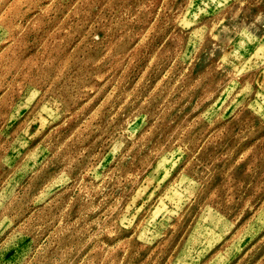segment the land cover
<instances>
[{"label":"clouds","instance_id":"obj_1","mask_svg":"<svg viewBox=\"0 0 264 264\" xmlns=\"http://www.w3.org/2000/svg\"><path fill=\"white\" fill-rule=\"evenodd\" d=\"M14 2L0 0V89L11 90L14 96L18 93L19 99L6 104L0 96V107L9 108L8 120L18 119L20 112L28 109L26 121L29 126L22 132H14L5 144H0V168H8L0 175V264H126V261L130 264L127 252L121 255V246L126 243L125 239L118 238L122 231L131 229L129 239L139 241L141 248L155 245L157 241H165L170 231L175 233L194 205L197 206L194 216L212 209L211 220L207 224L201 220L198 225L203 235L200 242L205 248L212 247L228 233L235 225L236 215L248 208L254 210L248 221L253 225L252 233L264 230V214L256 212L257 209L264 210V152L257 148L264 142V52H261L264 50V0H199V4L197 0H183L179 5L177 0H136L135 6L129 0H92V5L100 12L97 17L101 20L99 30L104 32L103 39L97 34L92 36L94 46L103 48L101 55L78 59L80 68L77 72L63 77L60 75L63 62H60L53 64V71L46 77H31L25 81L12 76L5 82L9 70L19 59L18 40L25 25L41 17L52 0L48 3L41 0L30 19L12 24L5 21L4 13ZM153 10H158L162 26L153 22L152 17L157 14ZM209 10H214L212 18L201 22L202 16L210 14ZM142 14L149 18L147 22ZM140 23L144 27L134 31L133 25ZM149 31L162 34L159 45L147 57L149 65L157 61L156 68L160 73L157 85L163 84V77L171 71L170 66L179 63L180 68L172 74L167 88H174L188 79L193 88L202 85L206 95L226 97L208 121V132L198 140L189 138L184 135L189 123L181 121L167 133H159L161 139L149 148L147 143L137 141L132 130L133 117L121 124H113L118 112L113 104L107 123L95 125L94 130L100 132L97 139L104 143L106 155L103 158L111 156L116 168L101 172V165L92 163L95 156H90L79 175L73 177L80 158L89 148L81 145L75 151L72 148L65 151L72 139L69 137L56 144L48 158H59L61 167L55 174L37 192L22 186L15 179L17 174L21 170L30 173L31 182L48 159L41 165L29 161L32 152L39 151L38 145L11 167L8 153L27 148L28 140L35 139L57 121L67 123L72 115L67 107L69 103L87 97L94 89L99 91L95 83L89 82V77L92 81L105 82L106 86L110 82L106 77L125 64ZM113 33L116 35L109 39ZM126 39L133 41V46L116 53L117 44ZM162 51L169 67L157 60ZM258 52L261 53L259 56ZM106 60L111 63L107 70H102L100 66ZM202 61L205 64L202 71L190 76L189 69ZM16 70L18 72L19 67ZM129 95L125 91L121 98ZM227 109H231V117L215 126ZM142 115L147 121L152 114ZM33 124L39 127L30 134ZM218 132L223 133V142L202 155L204 145ZM52 147L49 141L44 151ZM146 149L148 154L140 161L138 175L133 151L139 155ZM233 149L235 155L230 162L224 163ZM248 153H252V159L238 169L237 165H241ZM128 160L133 162V167L122 168ZM165 161L168 163L161 168ZM148 168L153 170L151 179L157 186L145 200L148 183L142 182L140 176L145 175L143 169ZM161 172L164 180L160 179ZM230 174L232 182L224 187V179ZM181 178L183 182L174 193L172 189ZM166 180L167 186L161 188ZM52 187H62L63 191L48 199ZM66 194H71L69 199L58 203ZM38 202L43 203V208L34 206ZM73 206H78L74 219L66 217ZM5 245H8L7 252ZM85 249L88 253L82 255ZM236 250L240 251L238 247ZM200 255V252H194L189 259L177 260L176 264H196ZM5 256L7 259H3ZM243 259L241 257L237 264H242ZM255 264H264V255L259 256Z\"/></svg>","mask_w":264,"mask_h":264},{"label":"rangeland","instance_id":"obj_2","mask_svg":"<svg viewBox=\"0 0 264 264\" xmlns=\"http://www.w3.org/2000/svg\"><path fill=\"white\" fill-rule=\"evenodd\" d=\"M40 3L41 0H15L4 13L5 21L12 24L27 21L35 14ZM43 3H48V0H43ZM129 3L135 6L136 0H129ZM180 3H183V0H177V4L179 5ZM197 4H199V0H197ZM153 11L157 13L152 17L153 22L157 26H162L163 21L158 10ZM209 12L208 16L201 17V22H206L212 18L214 10H209ZM99 15V8L92 5V0H87V3H85V0H80L79 3L77 0H52L41 17L33 20L32 24L25 25V31L18 40L19 59L17 64L9 70V74L5 77V82L12 79V76H16L18 79L23 78L25 81L31 77H46L53 71V64L59 65L60 62H63L60 72L61 77L68 73H76L77 69L80 68V65L77 63L78 59L83 60L88 57H97L103 52V48L94 46L92 40L93 34L100 35L101 39L104 38V32L99 30L101 24V20L97 19ZM142 17L145 22L149 19L143 14ZM143 27V23L133 25L134 31L137 32ZM115 35L113 33L109 39H112ZM161 39L162 34L157 35L152 31L146 33L140 47L132 52L131 56L125 61V64L116 67L111 75L106 77V81H110L106 83V86L105 82L92 81L91 77H89V82L95 83L96 89H99V91L97 92L94 89L87 94V97H81L74 103L70 102L67 107L72 115L67 123L57 121L55 125L45 128L35 139L28 140L27 148H21L19 152H9L11 167H15L16 164L20 163L29 150L37 149L38 145L40 146L39 151H33L32 156L29 157V161L34 160L37 165L44 164L45 160L52 155L56 144L62 143L66 138L72 137L65 151L69 148L75 151L81 145L89 148V151L80 158L79 165L73 172V177L79 175L80 168L88 163L90 156H95V160L92 163L100 164L101 172L116 168L117 165L113 162L111 156H107L106 159L103 158L106 155L104 143L103 140L97 139L100 132L94 130L95 125L107 123L110 105L113 104L118 108L113 124H121L128 117H133L132 130L136 133L137 141L141 144L147 143L149 148L153 143L161 139L159 133H167L171 130V127L185 120L189 123V127L184 134L185 136L189 138L195 137L197 140L199 137L204 136L209 130L206 127L208 121L213 118L214 111L219 109L220 104L223 103L226 97L206 95L204 94L202 85H196L193 88L188 79L181 81L174 88H167L172 74L180 68L179 63L171 65V71L163 77V84L157 85L156 82L160 78V73L156 68L157 61H153L149 65L147 57L157 48ZM133 43V41L126 39L117 44L115 52L121 53L127 51L128 48L133 46ZM36 49H39L38 53H36ZM261 52H264V50H261ZM33 53L36 54L33 55ZM260 54L259 52L257 53L258 56ZM28 56H31V59H27ZM157 60L165 67H169L167 57H165L163 51L158 55ZM110 63V60H106L100 68L107 70ZM204 66L203 61L194 65L193 69H189V75L193 77L198 75ZM17 67H19L18 72L16 70ZM79 74L84 75V72H80ZM204 79L206 80L207 77ZM125 91L129 92L130 95L121 98V93ZM0 96L4 97L6 104L18 101L19 99L18 93L14 96L11 90L5 89H0ZM145 97L148 98L147 101L144 100ZM214 105L216 106L215 109L213 108ZM9 111V108L6 106L0 107V144H5L7 138L11 137L14 132L18 130L22 132L24 128L29 126L26 121L28 109L21 111L19 118L13 120L7 119ZM143 113H150L152 115L145 121ZM231 115V109H227L221 120L216 121L215 126H219L222 120L229 119ZM154 116L159 119H154ZM195 117H200V119L196 120ZM154 124L155 127H153ZM37 127H39L38 124L31 125L30 134H34ZM53 128L56 131H53ZM223 140L224 136L222 132L211 136L208 143L204 145L202 155L207 153L209 148L215 149ZM49 141L52 142L53 147L49 151H44V146ZM257 148L261 152H264V142L257 146ZM255 151L256 149L253 150V152ZM147 154V149L139 155H137L135 150L133 151V155L136 156L134 167L138 175H140L141 170L140 161ZM213 154L210 153L209 155ZM234 155L235 149L228 153L224 163L230 162ZM37 157L38 159H36ZM251 159L252 153H248L241 161V165H237V168H242V165L248 163ZM252 162L253 164L258 163V161ZM167 163L165 161L161 165V168ZM59 167H61L59 158L54 157L48 159V163L43 170L40 171L38 176L33 177L31 182L29 181L31 174H25L23 170L17 174L15 179L31 192H37L43 183L55 174ZM121 167L124 169L132 168L133 162L128 160ZM7 171V167L0 168V175H3ZM143 171L146 174L141 175L140 179L142 182L147 181L148 183L144 196L146 200L157 185L152 183L153 170L148 168L143 169ZM160 179H165L163 172L160 174ZM167 182L166 180L165 184L160 187H166ZM182 182L183 178L173 187L172 191L174 193L177 192ZM231 182L232 174L225 177L224 187ZM61 191H63L62 187H52L47 194L48 199L54 198L56 193ZM70 195L66 194L58 203L67 201ZM157 196H159V192H157ZM139 202L142 203L143 201ZM34 206L43 208V203L38 202ZM196 207L194 205L189 209L180 227L174 234L170 231L165 241H157L155 245L141 248L139 241L129 239L132 234L131 229L122 231L118 238L125 239L126 243L121 246V255L127 252L130 264H153L154 261H157V257H159L157 264H176L177 260L183 261L189 259L194 252L201 253L196 264H237L241 257H244L242 264H255V260L259 256L264 255V230L256 231L253 234L251 231L253 225L248 223L254 212L252 208L246 209L243 213H238L235 217V225L231 230L223 235L212 247L205 248L200 242L203 235L198 225L201 223V220L207 224L211 220L213 213L212 209L208 208L203 210L199 216H194ZM77 208L78 206L71 207L66 217L70 216L74 219ZM256 212L264 214V210L262 209H257ZM156 214L158 215L159 213L157 212ZM141 216H143V213H141ZM65 222L67 223V218ZM113 242L109 241V243ZM237 247L240 251L236 250ZM7 249L8 245H5L4 251L7 252ZM217 252L221 254L216 255ZM87 253L88 249H85L82 255H86ZM8 255L10 256L11 253H8ZM3 259H7V257L5 256ZM126 264H128V261H126Z\"/></svg>","mask_w":264,"mask_h":264}]
</instances>
